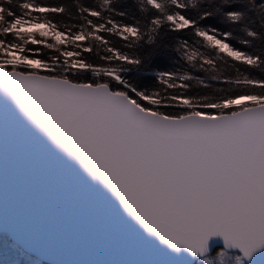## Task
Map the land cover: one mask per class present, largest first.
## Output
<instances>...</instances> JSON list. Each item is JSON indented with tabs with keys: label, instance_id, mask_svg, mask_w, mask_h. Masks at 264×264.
Returning <instances> with one entry per match:
<instances>
[{
	"label": "snow or ice",
	"instance_id": "6c2138e0",
	"mask_svg": "<svg viewBox=\"0 0 264 264\" xmlns=\"http://www.w3.org/2000/svg\"><path fill=\"white\" fill-rule=\"evenodd\" d=\"M236 2L223 0L230 10L216 11L233 24L251 12V23L264 29V0H248L245 10H235ZM139 3L142 12L153 10L144 23L115 19L126 13L101 0L99 9L77 3L74 18L84 23L61 30L44 14L66 13L63 5L0 0V93L148 235L203 264H223L226 250L246 264L264 253V79L247 74L264 73V50L238 48L231 32L204 26L214 13L199 8L200 0ZM185 30L191 43L179 40L176 51L187 64L215 72L223 61L238 74L227 84L259 91L193 95L187 82L210 85L188 71L152 72L162 86L152 91L125 78L127 71L147 70L166 47L164 37ZM244 31L251 40L239 44L264 42V31ZM29 44L58 55L41 58ZM89 53L105 63L92 62ZM216 238L223 247L214 251Z\"/></svg>",
	"mask_w": 264,
	"mask_h": 264
},
{
	"label": "water",
	"instance_id": "95a60500",
	"mask_svg": "<svg viewBox=\"0 0 264 264\" xmlns=\"http://www.w3.org/2000/svg\"><path fill=\"white\" fill-rule=\"evenodd\" d=\"M49 264H194L161 244L0 93V236ZM213 250L223 247L219 238ZM231 252V250H228ZM246 264H264V253Z\"/></svg>",
	"mask_w": 264,
	"mask_h": 264
},
{
	"label": "trees",
	"instance_id": "16d2710c",
	"mask_svg": "<svg viewBox=\"0 0 264 264\" xmlns=\"http://www.w3.org/2000/svg\"><path fill=\"white\" fill-rule=\"evenodd\" d=\"M17 0H13L12 6H15ZM37 3L43 4L44 6H60L63 5L66 8V13H48L44 14L49 17H53V22L56 23L61 30L64 29L65 26L71 27L72 25H79L84 23V21H78L74 17L78 15V8L76 7L77 3L83 4L85 6H95L99 9V5L101 0H36ZM260 0H257L259 3ZM245 3H248V0H238L235 3V10H245ZM112 6L114 9L118 11H123L126 13V17H114L117 20L124 19L125 22H132L133 20H140L141 23H144L147 18L150 17L151 11L149 12H142L140 10L141 5L139 0H112ZM201 9H207L214 13V16L211 18H207L204 22V26L208 27H215L220 31H228L232 33V36L229 38V42L234 44L238 48H242L246 51L252 52L257 50H264V42L259 40H253L251 45H241L239 44V40L249 39L247 37L244 29L245 28H252L257 31H264L259 27L258 23H251L252 19H255L253 13H249V17L241 24H233L228 21L225 17L221 15L220 12L216 11L217 8L221 10H230L224 5L223 0H200L198 5ZM190 11L192 15H196V10H185ZM102 15H111L110 13H102ZM93 20H97L98 18H92ZM31 30V29H29ZM78 28H72V31H76ZM103 35V33H102ZM112 39H118L113 37ZM189 39L191 43V39L187 36V30L185 32L176 34V33H169L167 37H164L162 43L166 46L164 49L161 50L160 56L150 65L147 66V70H141L137 72L135 69L127 71L124 73L125 78L129 79L131 83H133L136 87L141 90H157L161 85L158 84L152 72L154 71H177L178 74H183L185 71L190 72L191 75L194 77H199L203 79L205 83L210 85L209 88H204L203 86L199 85L195 80L189 81L191 85L190 93L193 95L197 94H207L209 96H218L230 93H220L217 92V89H230L236 91H247L249 94H254L258 89H237L235 85H229L225 82L226 79H235L237 78V73L235 69H230L227 65H223V61H217L218 70L217 71H207L203 72L198 68L189 65L184 61L181 57V52L176 51L177 42L179 40ZM199 39V38H196ZM51 42V41H49ZM86 46L91 44L95 46V41H85L83 42ZM121 44L124 43L123 41L120 42ZM27 47L32 49H39L40 57L46 58L47 56L51 55H58L54 49H48L43 45H27ZM197 47H199L197 45ZM70 50V49H69ZM127 50V49H126ZM201 51L208 52L209 49L201 48ZM104 53L101 51L100 55ZM89 57V59L94 63L104 64V61H101L97 55L94 53L85 54ZM231 63V61L229 62ZM207 67V66H205ZM242 70L245 69L246 66L240 65ZM250 76L255 78L264 79V73H261L259 70H248ZM171 91V90H170ZM182 91V90H181ZM213 112L217 110H211ZM7 243V244H6ZM220 248V247H216ZM215 248V249H216ZM214 249V251H215ZM201 259H198L194 264H202ZM0 264H49L43 262L33 256L28 255L26 252L15 246L9 237L5 235L0 236Z\"/></svg>",
	"mask_w": 264,
	"mask_h": 264
},
{
	"label": "clouds",
	"instance_id": "9594fccd",
	"mask_svg": "<svg viewBox=\"0 0 264 264\" xmlns=\"http://www.w3.org/2000/svg\"><path fill=\"white\" fill-rule=\"evenodd\" d=\"M244 7H245V9H247L248 4L245 3ZM192 256L193 257H197V256H194V255H192ZM214 264H219V262L218 261H214ZM223 264H236V261H235L233 255L228 250H226V253H225L224 257H223Z\"/></svg>",
	"mask_w": 264,
	"mask_h": 264
},
{
	"label": "rangeland",
	"instance_id": "374dc122",
	"mask_svg": "<svg viewBox=\"0 0 264 264\" xmlns=\"http://www.w3.org/2000/svg\"><path fill=\"white\" fill-rule=\"evenodd\" d=\"M7 244V243H6ZM231 253V252H230ZM201 263L203 264V258L201 259Z\"/></svg>",
	"mask_w": 264,
	"mask_h": 264
}]
</instances>
